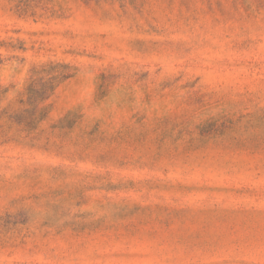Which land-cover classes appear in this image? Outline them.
Returning a JSON list of instances; mask_svg holds the SVG:
<instances>
[{"label": "rangeland", "instance_id": "374dc122", "mask_svg": "<svg viewBox=\"0 0 264 264\" xmlns=\"http://www.w3.org/2000/svg\"><path fill=\"white\" fill-rule=\"evenodd\" d=\"M0 264H264V0H0Z\"/></svg>", "mask_w": 264, "mask_h": 264}, {"label": "trees", "instance_id": "16d2710c", "mask_svg": "<svg viewBox=\"0 0 264 264\" xmlns=\"http://www.w3.org/2000/svg\"><path fill=\"white\" fill-rule=\"evenodd\" d=\"M54 90L55 87L51 81L42 83L41 80H34L28 89V100L22 103L31 107L32 115L37 116L39 105L47 101L52 96Z\"/></svg>", "mask_w": 264, "mask_h": 264}]
</instances>
